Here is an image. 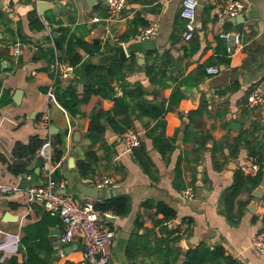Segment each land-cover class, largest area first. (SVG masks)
Returning <instances> with one entry per match:
<instances>
[{"label": "crops", "instance_id": "0c3cea01", "mask_svg": "<svg viewBox=\"0 0 264 264\" xmlns=\"http://www.w3.org/2000/svg\"><path fill=\"white\" fill-rule=\"evenodd\" d=\"M37 1L0 0V10L5 14L0 23V96L7 92L9 97L8 103L0 106V184L16 186L8 193L0 192V264H9L12 257L22 263L29 257L28 248L33 244L38 245L35 257L41 262L89 264L83 259L80 241H60L61 221L50 216L40 204L26 201V188L44 184L47 179L39 148L34 154L17 157L14 153L16 144L26 145L34 136L42 143L50 138L51 160L56 137L62 139L59 148L63 154L56 163L62 178L55 182L65 193L80 201L95 200V204L117 195L127 198L125 215L103 212L107 214L105 225L115 232L109 245L111 264H192L187 253L202 243L211 250L222 251L220 257H229L239 264H264V255L251 247L252 237L262 230L264 216L260 199L251 205L255 188L240 192L229 211L220 203L222 192L232 184L240 165L249 157L245 141L263 155L264 181V104L246 105L249 92L258 82H264V0H242L243 21L236 26L223 13L226 0H198L196 30L190 40L182 35V0H129L115 21L106 20V0H94L91 6L86 0H52L54 8L43 15L37 11ZM32 10L42 22L48 23L46 16L54 22L43 29H30L28 14ZM94 17L102 20L96 22ZM154 22L158 31L153 39L134 37L139 28ZM59 26L67 29L66 37L99 45V52L93 54L77 47L82 60L71 66L63 79H55L53 70L55 57L63 61L64 48L56 49L53 42L60 34ZM6 27L15 34H10ZM234 27L240 42L228 52V43L220 34L231 33ZM17 30L21 37L16 35ZM8 40L20 44L17 57L10 54L14 43H10L8 55L1 51L2 42ZM110 41L123 45V60L106 59L112 52ZM50 48L54 50L53 58L47 52ZM120 56L119 53L115 57ZM220 58H227L228 64L221 63ZM122 62L130 63L126 83L140 84L149 101L166 105L179 86L184 95L163 116L169 150L158 151L144 136L155 120L135 118L131 124L129 130L137 131L145 143L148 171L126 148V131L115 132L109 118L100 117L104 133L98 142L93 143L86 136L93 112H111L115 106L113 98L86 91V67L106 68ZM201 65L206 70L222 65L235 77L218 88L208 89L200 84L212 76L207 71L199 84L195 79L182 82ZM58 82L64 86L71 84L80 99L85 97L79 104V115L71 116L48 97L49 88L55 94ZM110 85L117 96L123 94V87L115 79H110ZM233 85L237 87L232 89ZM17 92L18 102L14 100ZM200 101L205 102L206 112L199 122L192 111ZM44 112L49 115L47 128L38 125ZM202 136L206 141L200 146L197 140ZM89 153L92 172L81 175L77 163L81 159L86 161ZM16 170L20 172L17 174ZM19 174L30 175V179L17 180ZM105 180L110 186L102 185L107 193L102 198L84 197L77 189L79 184L91 182L98 187ZM188 187L193 190L191 199L183 196ZM157 203L170 207L174 216L164 220V215L157 211ZM219 261L229 264L223 259Z\"/></svg>", "mask_w": 264, "mask_h": 264}, {"label": "trees", "instance_id": "16d2710c", "mask_svg": "<svg viewBox=\"0 0 264 264\" xmlns=\"http://www.w3.org/2000/svg\"><path fill=\"white\" fill-rule=\"evenodd\" d=\"M32 1V0H26ZM35 1V0H33ZM132 1V0H131ZM48 23H53V19L51 17L46 16ZM5 20V14L0 10V23L2 24ZM29 27L30 29H43L45 26L40 19V17L36 14L35 10H32L28 14ZM59 24V22H56ZM6 30L10 34H15V32L10 29V27H6ZM58 32L60 34L58 37L53 39L54 45L56 49L64 48L61 59L67 62L70 66L74 67L79 64L82 60L81 54L77 51V47H81L85 51L90 54L99 52V45L96 44H88L83 39H78L72 36H67V29L61 28L59 26ZM135 34V33H134ZM17 36L21 37V33L19 30L16 32ZM2 42V49L5 55H8V48L10 43H14L15 41ZM49 56L51 58L54 57V50L52 48L47 50ZM221 63L228 64L227 58H220ZM208 64V63H207ZM87 74H88V83L86 85L87 92H96L105 98H113L115 101L114 109L111 112H104L102 110H98L93 112L91 116V121L87 130V137L91 142L96 143L101 138H103L104 126L100 124V117L109 118V123L112 125L113 130L117 133L123 134L125 131L132 128L131 124L133 120L143 119V118H152L155 120V123L152 127H150L144 136L149 138L153 144V146L158 149L160 152H165V150H169V146L166 144L165 137V121H164V113L168 112L171 109H174L178 104V101L183 98V93L180 90V86L171 94L166 105L162 103L161 105H157L152 101H149L145 97V90L140 84L128 85L126 83V74L130 71V63L122 62V63H114L106 68L98 67L93 65H87ZM151 66L147 67L146 70L150 71ZM206 75V67L205 65H201L192 75L184 78L182 80L183 83H189L192 79L197 81V84L204 78ZM110 79H115L117 82L121 84L123 87V94L117 96L113 87L110 85ZM237 85H233L232 89H235ZM55 96L60 104V106L65 109L68 114L71 116H77L80 114L79 104L85 101V97L80 99L78 94L75 91V88L68 84L66 86L62 85L58 82L57 87L55 89ZM9 97L7 96V92H4L0 96V106L8 103ZM200 105L194 111H192V115L197 117V119L201 120L202 115L206 112L205 102L200 101ZM121 119H115L117 116H122ZM57 139L54 141V153H53V163H57L59 159L62 157L63 151L59 148L62 145V139L60 137H56ZM242 137H239L238 140H241ZM198 145L203 146L206 139L202 136V138H198ZM42 140L38 137L34 136L30 139V141L24 145L21 143L16 144L14 153L15 155L22 156L27 153L34 154L35 151L41 146ZM245 149L247 150V154L249 157L253 158L256 162L260 164V170L255 175H245L241 170L235 173L234 180L230 186H228L221 195L220 203L226 207V210H231L234 199L238 196L240 192L243 190H249L250 192L258 186V184L262 180L263 171L261 166V161L263 159V155L260 152L256 151V147L252 146L249 142L244 143ZM237 149H233V153H236ZM132 155L134 159L140 164V166L148 171L149 159L146 152L145 143L140 138V143L138 147L131 149ZM91 153L87 155L86 161L83 159L79 160L77 163L78 171L81 175H86L88 172H92L91 170ZM20 171L16 170L18 174ZM62 178L59 170L55 168L52 179L56 182L60 181ZM96 208L101 212L111 211L116 215H125L128 210V201L127 198L123 195H117L104 203H96ZM157 211L161 212L164 215V220H168L170 217L174 216L173 210L165 205L164 203H157ZM262 221V230L264 229V216L261 219ZM38 250V245H31L28 248L29 257L22 263L17 262L16 258L12 257L9 260V264H47L45 262H41L35 257V251ZM222 251L211 250L205 244H199L196 248L190 250L187 255L189 259H192V264H198L203 262H217L220 264L219 259H223L225 262L229 264H239L235 260L229 257H220V253Z\"/></svg>", "mask_w": 264, "mask_h": 264}, {"label": "built area", "instance_id": "2783aa9c", "mask_svg": "<svg viewBox=\"0 0 264 264\" xmlns=\"http://www.w3.org/2000/svg\"><path fill=\"white\" fill-rule=\"evenodd\" d=\"M108 3L107 21L117 20L123 9L128 4L129 0H106ZM198 0H182L180 16L184 21V31L182 33L185 40H190L196 30L197 7ZM245 8V2L242 0H226L223 5V13L226 17H234L241 13ZM94 21H101L102 18L94 17ZM45 27L48 26L46 21H43ZM158 31L157 23H150L147 26L139 28L134 37L139 40L153 39ZM231 33H221L227 43L228 52L232 51L230 44ZM240 42L238 35L235 34L233 43ZM20 52V44L14 43L10 46V54L17 57ZM71 66L59 58L53 60L54 78L63 79L67 77L71 71ZM218 67L211 66L207 68L209 75L218 73ZM48 97L58 105L53 89L50 87L47 93ZM264 104V82H258L249 92L246 98L248 107H257ZM186 114V111H184ZM38 125L44 128L49 126V115L44 112L39 120ZM123 142L128 150L138 147L140 143V134L135 130H127L123 134ZM52 143L50 138L46 139L38 149V154L44 158V170L47 179L44 184L29 185L26 188V201L28 204H40L45 211L52 217H57L62 224V230L59 235L61 242H71L78 240L82 244V255L84 261L89 264H111V253L109 245L112 242L115 232L105 225V213L98 210L95 206V200L87 199L84 201L77 200L72 195L67 194L61 187L52 179V174L58 164L51 160ZM241 171L246 175H255L260 170V164L253 158L248 157L240 165ZM30 179V175L19 174L17 180ZM99 182L97 186L102 187L107 183ZM16 189V186H8L0 184V192L8 193ZM193 190L191 187L185 189L183 196L187 199L193 198ZM264 204V196L259 200ZM251 247L259 254L264 255V229L256 233L251 239Z\"/></svg>", "mask_w": 264, "mask_h": 264}, {"label": "water", "instance_id": "95a60500", "mask_svg": "<svg viewBox=\"0 0 264 264\" xmlns=\"http://www.w3.org/2000/svg\"><path fill=\"white\" fill-rule=\"evenodd\" d=\"M87 4L91 6L94 2V0H86ZM108 5V3H106ZM37 11L39 15H43V13L48 10L52 9V0H39L36 3ZM228 21L233 25L236 26L237 24L241 23L243 21V14L240 13L234 17H228ZM236 34V28L234 27L232 29V32L230 34L229 40L231 46H234L233 39ZM112 52L109 55H106L107 60H123L125 58V51L122 44H116L114 41L109 42ZM120 53V57H115ZM218 73L215 75H212L205 79L202 83L206 89L208 88H218L219 85L223 83H227L228 81H232L235 77L234 72H230V69L225 68L224 66H219ZM190 90V89H188ZM19 92L16 93V96L14 97V100L18 102L17 95ZM52 129V128H51ZM50 129V131H52ZM71 163V161H69ZM107 186H110L109 183H107ZM80 194H82L84 197L92 198V199H98L104 197L106 191L104 189L96 187L93 182L85 184L81 183L77 187ZM251 195L253 196V201L251 205H255L257 203L258 199H261L264 196V181L261 180V182L258 184V186L251 192Z\"/></svg>", "mask_w": 264, "mask_h": 264}]
</instances>
